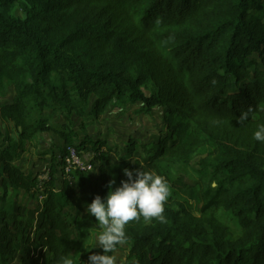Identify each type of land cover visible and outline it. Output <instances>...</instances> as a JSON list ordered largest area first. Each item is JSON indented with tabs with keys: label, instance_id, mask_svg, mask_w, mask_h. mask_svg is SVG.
<instances>
[{
	"label": "trees",
	"instance_id": "1",
	"mask_svg": "<svg viewBox=\"0 0 264 264\" xmlns=\"http://www.w3.org/2000/svg\"><path fill=\"white\" fill-rule=\"evenodd\" d=\"M16 4L21 18L10 15ZM8 88L0 120L17 139L0 146V264L103 254L86 205L127 180L124 169L154 172L171 190L165 223L126 225V264H264V143L253 138L264 124V0H0V96ZM135 104L162 128L147 143L129 138L122 155L74 130V118ZM47 133L63 148L38 154L50 155L39 182L17 162ZM70 148L94 153L97 183L65 174ZM195 157V181L172 176Z\"/></svg>",
	"mask_w": 264,
	"mask_h": 264
},
{
	"label": "rangeland",
	"instance_id": "2",
	"mask_svg": "<svg viewBox=\"0 0 264 264\" xmlns=\"http://www.w3.org/2000/svg\"><path fill=\"white\" fill-rule=\"evenodd\" d=\"M10 15L21 18L23 13L20 6L16 4L10 11ZM13 98V91L8 88L2 96H0V104L9 103ZM139 105L125 106L121 109L120 106L112 107L99 121L84 123L79 118H74V130L79 134V138L87 136L94 141H103L111 149L118 150V155L124 153V148L129 143V138H133L142 143L148 142L153 136L158 134L162 128L161 121L157 114H139ZM47 116L54 122L63 123V120L47 111ZM9 136V138L16 140L17 131L13 127L12 123L0 120V146H4L3 137ZM63 148L62 142L53 134L47 133L38 136L36 142L26 145V152L23 154L20 161L17 162V166L23 170L26 174H32L37 176L39 182L47 180L49 178V165L50 155H45V159H40L38 154L53 152L57 158H60L58 152ZM70 149H68L69 152ZM93 152L88 150V153H81L79 155L74 153L76 160H84L90 163L93 160ZM72 158V157H71ZM199 157H195L190 166L185 170L172 171V176L181 180L183 183L189 184L196 180L197 162ZM91 165V163H90ZM92 166V165H91ZM93 167V166H92ZM92 180L97 183L98 170L97 167L93 168L90 174ZM55 179L59 185L63 179L60 168L57 169ZM18 201L30 208L36 210L39 207V199H32L21 192ZM193 213L196 214L197 207L192 205ZM128 246L121 245L120 248L114 253L117 256L118 264H126Z\"/></svg>",
	"mask_w": 264,
	"mask_h": 264
},
{
	"label": "clouds",
	"instance_id": "3",
	"mask_svg": "<svg viewBox=\"0 0 264 264\" xmlns=\"http://www.w3.org/2000/svg\"><path fill=\"white\" fill-rule=\"evenodd\" d=\"M238 119L242 122L248 119V114L242 113ZM253 138L264 143V124L257 125ZM124 175L127 180L121 181L119 187L112 190L115 181L110 180L107 195L104 198L97 195L86 205V212L95 217L101 229L96 245L103 250V254L89 255L87 264H118L114 253L118 246L126 244L128 238L125 228L130 221L138 222L142 217L145 221L155 218L161 223L166 222L165 204L171 195L167 180L141 169H124ZM61 264H73V260L62 257Z\"/></svg>",
	"mask_w": 264,
	"mask_h": 264
},
{
	"label": "built area",
	"instance_id": "4",
	"mask_svg": "<svg viewBox=\"0 0 264 264\" xmlns=\"http://www.w3.org/2000/svg\"><path fill=\"white\" fill-rule=\"evenodd\" d=\"M69 154L65 158L66 162V168H65V174L68 175L73 170H80L82 172L91 174L93 171V167L90 165V163L84 161L83 159L76 160L74 158V150L70 148ZM76 154V153H75ZM72 157V158H71Z\"/></svg>",
	"mask_w": 264,
	"mask_h": 264
},
{
	"label": "crops",
	"instance_id": "5",
	"mask_svg": "<svg viewBox=\"0 0 264 264\" xmlns=\"http://www.w3.org/2000/svg\"><path fill=\"white\" fill-rule=\"evenodd\" d=\"M134 106V105H133ZM147 143V142H146ZM21 169V168H20ZM22 170V169H21ZM23 171V170H22Z\"/></svg>",
	"mask_w": 264,
	"mask_h": 264
}]
</instances>
